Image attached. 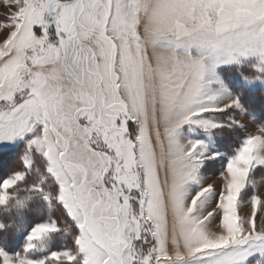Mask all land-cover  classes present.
<instances>
[{"label": "snow or ice", "instance_id": "1", "mask_svg": "<svg viewBox=\"0 0 264 264\" xmlns=\"http://www.w3.org/2000/svg\"><path fill=\"white\" fill-rule=\"evenodd\" d=\"M0 3V264H264V0Z\"/></svg>", "mask_w": 264, "mask_h": 264}, {"label": "rangeland", "instance_id": "2", "mask_svg": "<svg viewBox=\"0 0 264 264\" xmlns=\"http://www.w3.org/2000/svg\"><path fill=\"white\" fill-rule=\"evenodd\" d=\"M7 11H8L7 8H6V11H5V10H3V6L2 7L0 6V15L5 16L7 14ZM258 180H259V178H257V182H258ZM258 185H259V182H258Z\"/></svg>", "mask_w": 264, "mask_h": 264}, {"label": "crops", "instance_id": "3", "mask_svg": "<svg viewBox=\"0 0 264 264\" xmlns=\"http://www.w3.org/2000/svg\"><path fill=\"white\" fill-rule=\"evenodd\" d=\"M0 6H1V7L3 6V10L6 11L5 5H4L3 3H0ZM5 16H6V15H5ZM5 16H4V17H5ZM258 182H259V184L261 183V178H259ZM258 182H257V183H258Z\"/></svg>", "mask_w": 264, "mask_h": 264}, {"label": "trees", "instance_id": "4", "mask_svg": "<svg viewBox=\"0 0 264 264\" xmlns=\"http://www.w3.org/2000/svg\"><path fill=\"white\" fill-rule=\"evenodd\" d=\"M3 18H4V16L0 15V19H3ZM257 178H261V176L258 174L257 177H256V179Z\"/></svg>", "mask_w": 264, "mask_h": 264}]
</instances>
